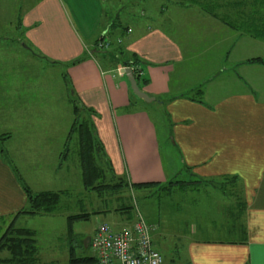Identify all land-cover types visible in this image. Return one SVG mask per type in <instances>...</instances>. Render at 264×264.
<instances>
[{"label":"crops","instance_id":"crops-1","mask_svg":"<svg viewBox=\"0 0 264 264\" xmlns=\"http://www.w3.org/2000/svg\"><path fill=\"white\" fill-rule=\"evenodd\" d=\"M107 1L126 8L123 0H29L20 28L42 56L80 55L68 72L80 98L99 112L98 133L118 174L125 173L132 181H173L162 149L160 127L165 125L167 139L179 153V168L193 176L238 175L243 180L245 211L233 197H203V191L177 184L172 190L161 189L163 209L156 210L154 219L140 209L156 224L158 243L168 254L182 255L183 260L178 257L182 264H264V64L247 60L264 56V49H259L264 39L225 24L219 28L214 19L198 12L189 16L191 8L185 4L161 1L156 8L158 0H141L142 6L153 7L122 15L129 29L120 35L113 26L120 13L107 18ZM68 10L81 24V32L69 23ZM194 30L199 32L197 39ZM106 35L113 40L106 49L118 45L120 36L127 51L117 58L106 50L97 51L96 40ZM133 52L141 57L142 73L149 78L142 88L156 100L138 96L127 74L113 69V60L122 67L126 64L121 61ZM32 152L38 154V148ZM48 156L47 168L29 164V173L51 170L54 177L62 178L64 164L52 167L53 157ZM173 164V173H179V163ZM25 202L21 183L0 155V217ZM2 223L0 219V227Z\"/></svg>","mask_w":264,"mask_h":264},{"label":"rangeland","instance_id":"rangeland-1","mask_svg":"<svg viewBox=\"0 0 264 264\" xmlns=\"http://www.w3.org/2000/svg\"><path fill=\"white\" fill-rule=\"evenodd\" d=\"M28 1L0 0V134L6 135L5 145L10 156L23 172L26 180L29 178L30 182H28L34 188L68 187L78 193L74 201L71 199L72 206L67 208L68 211L64 213L26 215L25 218L21 217L17 222L18 225L35 228L38 256L41 263L43 261H53V264H69L71 249H75L76 256L95 254L93 247L88 242V237L93 234L94 229L100 222L109 221L116 228H121L128 223L129 218L126 213L120 211H117V213L111 209L107 212H93L98 206L113 208L118 204V201L112 200L106 203L105 200H102L105 197L99 196V198H96V196L90 195L94 191L89 192L84 189L79 159L73 151H70L71 155L63 163V171L66 173L62 178L54 177L51 170L44 173H29L30 170L26 168V166L35 165L36 163H41L44 168H47V155H49L48 158L53 157L50 166H57L59 163V154L74 116L72 98L76 97L75 93L71 91V84L66 80L64 72L68 71L69 64L80 56L75 54L66 59L63 57H50L52 56L50 54L48 57L42 56V53L26 40L24 30L20 28L21 22L19 20L22 11L28 5ZM161 1L170 3L167 5L175 4L174 6L185 4V6L191 8L189 16L193 17L194 13L198 12V14L207 16L208 19H214L221 28L224 24L227 25L223 14L237 11L240 9L238 3L245 0H158L156 1V8H158L157 5ZM123 2L126 3V8H118L117 5L113 7V4L111 5V2L107 1L105 4V12H108L107 18L114 19L115 15L120 13L123 22H126L127 19H123L124 16L122 15L127 12L136 14L140 12V8L142 9L147 5L142 6L141 0H123ZM149 7L152 8L153 5H147L148 9ZM67 17L69 23L81 32V24L76 21L75 15L69 10L67 11ZM73 19L75 20L74 23ZM98 28H96L94 34L98 33ZM198 33L195 30L192 32L194 39L198 38ZM71 38L72 35L68 30V41ZM194 43L199 45L201 41L194 40ZM259 49H264V47L261 46ZM54 58L57 62H54ZM131 93L134 94V92ZM160 130L162 132V149L166 155L168 167L171 169L170 178L172 177L173 181H177L179 187L183 182H186V190L191 188L189 190L203 191V197L215 194L214 199H219L224 195L230 198L233 197L238 203H241L240 196L244 194L245 197L241 185V183H244L243 180L240 182L237 179L233 182V176L197 177L190 175V172L186 171L185 168H179V153L174 150L175 146L170 138L167 139L165 125L161 126ZM24 140L26 142L23 143ZM33 147L38 148L39 155L37 152H32ZM29 152L35 154L36 157L30 156ZM174 161L179 163L177 167L180 169V172L176 174L173 173ZM73 163L75 165L71 166L70 164ZM41 177H43L42 180ZM184 192L187 193V191ZM236 192H238V197L235 194ZM125 195H127L125 200H132L134 203L136 201V206H139L144 214L151 219H154L156 210L158 212L159 209H163L164 198L161 189L145 188L138 191L130 189L127 190ZM80 198L83 203L79 202ZM82 204L86 207L84 209L92 211V213L88 218L75 219L72 223L73 229L70 230L67 215L81 211ZM63 209L65 210V207ZM132 212L133 215L136 214L135 210ZM243 219H245L244 215ZM159 240L160 236L158 231L155 230L154 243L166 255V262L164 263H184V261L182 262V255L168 254L166 248L159 245ZM2 255H10V252L3 251ZM175 257H177V260L170 262V259Z\"/></svg>","mask_w":264,"mask_h":264},{"label":"trees","instance_id":"trees-1","mask_svg":"<svg viewBox=\"0 0 264 264\" xmlns=\"http://www.w3.org/2000/svg\"><path fill=\"white\" fill-rule=\"evenodd\" d=\"M238 4H240V6H238L240 9L235 12L223 14L225 23L236 30L264 39V0H245L240 1ZM120 18L121 14H119V16H117L114 20L113 26H117L119 28L118 33L121 35L129 28L127 27V22H119ZM109 33H112L111 30ZM106 37L107 35L105 37L103 36L102 39H97V51L106 50L109 54H111V58H117L120 54L127 51L126 48L121 46L120 36L116 37V42H119L118 45H115L111 49H106L105 47L113 44L112 38ZM140 58L141 57L133 52L131 58L123 59L121 62L132 66L138 83L142 87L149 81V78L142 73V63ZM79 59L80 57L74 59L73 61ZM247 60L258 61L264 64V56L260 55L249 57ZM54 62L57 61L54 59ZM119 62L120 61L113 60V64L111 63L114 67L113 69H117L116 71H118ZM64 76L71 84V91L75 93L76 97L72 98L74 116L65 138L63 148L60 151V160L58 164L59 166H62L65 159H68L71 155L70 151H73L79 159L84 189L89 192L94 191L100 197H105L102 200H105L106 203L112 200H117L118 204L113 208L117 211L126 213L129 218L128 221H130L135 217L132 211H138L140 208L136 206V201L134 203L132 200H125L127 198V195H125L127 190L133 189L138 191L143 188H167L168 190H172L173 186L177 184V181H168V183H161V181H132L125 173L118 174L114 169L111 158L106 152L104 142L98 133L95 115H98L99 112L94 106L87 105L80 98L74 89V85L68 71L64 72ZM5 138L6 135L1 133L0 155L4 161L9 163L13 168L16 177L26 193V202L14 213L0 217L3 222L1 225L3 227H0V264L3 262H5L3 264H53V261H43L42 263L39 261L35 228L31 226L18 225L17 220L21 216L26 215H53L57 213H64L65 211H68L67 208L72 206L73 203L71 202V199L74 201V198L78 195V193L76 190L73 191L68 187L34 189L28 180H26V177L23 172H21L16 162L10 156L5 145ZM74 163L70 165L74 166ZM187 168L191 170L189 166H187ZM195 176L200 177L198 175ZM220 176H233V182L234 180L236 181L239 179L238 175ZM180 187L186 189L187 183L183 182ZM94 192L90 195L94 196ZM235 194L238 197V192ZM240 197L242 210L245 211L247 208V201L243 197V194ZM79 202L83 203L81 202V198L79 199ZM64 207L65 210L63 209ZM81 207V211L69 213L67 215L70 230L73 229L72 223L75 219L88 218L92 213V211L84 209L86 207L83 204ZM113 208H108V206H106L104 209L97 208L93 212L108 211ZM154 225L156 226V224ZM245 232L246 227L244 224V240L247 239ZM6 250L10 252V255L3 256L2 252ZM75 252V249H71L69 264H99L96 254L76 256Z\"/></svg>","mask_w":264,"mask_h":264},{"label":"built area","instance_id":"built-area-1","mask_svg":"<svg viewBox=\"0 0 264 264\" xmlns=\"http://www.w3.org/2000/svg\"><path fill=\"white\" fill-rule=\"evenodd\" d=\"M118 71L124 73L121 67ZM155 229L154 223L136 210L135 217L121 228L100 222L90 244L99 264H164L163 253L153 243Z\"/></svg>","mask_w":264,"mask_h":264},{"label":"water","instance_id":"water-1","mask_svg":"<svg viewBox=\"0 0 264 264\" xmlns=\"http://www.w3.org/2000/svg\"><path fill=\"white\" fill-rule=\"evenodd\" d=\"M121 71L125 72L130 81V86L132 90L140 97L144 98L147 101L156 100V96L148 93L144 88H142L134 74L133 68L129 65H124L121 67ZM91 236L88 237V242L90 243Z\"/></svg>","mask_w":264,"mask_h":264}]
</instances>
